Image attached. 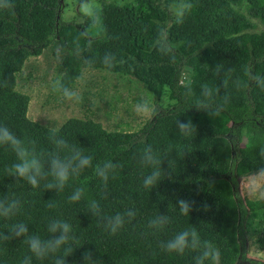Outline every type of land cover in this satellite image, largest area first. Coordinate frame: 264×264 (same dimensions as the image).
<instances>
[{
  "label": "trees",
  "instance_id": "16d2710c",
  "mask_svg": "<svg viewBox=\"0 0 264 264\" xmlns=\"http://www.w3.org/2000/svg\"><path fill=\"white\" fill-rule=\"evenodd\" d=\"M143 1L152 11L103 3L102 34L91 35L62 19L64 0H0V125L37 153L53 149L49 137L55 132L93 157L92 168L56 193L46 191L44 181L33 188L8 177L5 169L16 156L0 148V198H16L22 205L17 215L0 218V233L23 222L30 234L47 239L49 222L64 220L75 237L68 264H84L83 253L89 250L103 264H195L197 253L179 255L160 246L194 226L201 241L218 251L217 264H264L249 257L247 244L264 227L258 223L264 220V200L246 204L238 183L239 178L264 173V90L251 83L252 74L264 76V0ZM56 42L59 53L79 70L106 69L134 77L157 100L168 87L177 103L156 109L136 133L109 132L94 120L71 118L51 129L29 119L31 99L17 90V73L30 57L41 56ZM106 53L115 57L112 67L103 63ZM218 68L223 71L218 73ZM186 75L189 82L184 84ZM222 80L228 81L226 89ZM205 85L210 94L204 92ZM225 94L230 97L227 105L221 103ZM214 117L231 124L228 133L211 124ZM178 119L190 120L196 131L182 135ZM147 146L166 159L162 168L171 174L169 179L162 170L153 189L143 185L152 171L141 163ZM105 160L118 165L106 188L94 175L95 165ZM78 187L84 195L72 202L69 197ZM178 198L193 203L190 215L180 212ZM91 200L99 201L105 216L131 209L135 217L112 235L89 214ZM160 214L168 216V224L150 228L149 221ZM254 247L263 252L264 241L259 239ZM29 255L23 237L0 240V264H22ZM32 264H52V259L33 257Z\"/></svg>",
  "mask_w": 264,
  "mask_h": 264
},
{
  "label": "clouds",
  "instance_id": "9594fccd",
  "mask_svg": "<svg viewBox=\"0 0 264 264\" xmlns=\"http://www.w3.org/2000/svg\"><path fill=\"white\" fill-rule=\"evenodd\" d=\"M115 57L112 53H106L103 63L112 67ZM223 69L218 68L217 72H222ZM251 83L256 87L264 90V76L251 75ZM221 84L228 86L227 80H222ZM236 87H240V82H236ZM54 90L62 93L67 100H79L78 94L65 87L60 81L54 85ZM217 94L219 93V85L217 86ZM204 92L210 94L208 86H204ZM230 97L225 94L221 103L227 105ZM201 109L200 105L195 106ZM137 111H147V102H141L136 106ZM202 110V109H201ZM176 127L182 135H191L196 131V127L189 120L187 123L176 121ZM53 144V149L47 153H37L35 148L29 145L25 140L16 136L6 125H0V148L11 150L15 153L16 161L5 169L8 177L13 180H24L31 187H41V181H44L43 187L46 191L62 192L69 181L78 178L86 168H92L93 157L85 155L82 148H77L69 144L64 138L58 137L53 132L49 137ZM264 155V150H261ZM166 160V159H165ZM165 160L153 152L151 146L145 147L141 156V163L147 167H151L152 171L143 178L145 188L153 189L161 181L162 170L170 179V173L162 168ZM168 165L171 167V162L168 160ZM118 165L112 160H105L102 163L95 165L94 175L98 177L104 187H107L110 175L115 173ZM264 172V170H261ZM84 195V188L78 187L73 190V194L69 197L72 202H79ZM179 210L184 215H190L193 210V203L177 199L176 201ZM49 207H54L49 204ZM21 201L16 198L10 199L8 196L0 198V218H10L17 215L21 210ZM89 214L97 217L102 223L106 231L115 235L124 228L126 222L130 223L135 217V212L131 209H125L124 212H117L113 216H105L98 200H91L88 203ZM169 222L167 215L160 214L156 218L149 221V227L153 229H163ZM47 231L50 234L47 239H41L39 235L29 233V225L20 222L13 224L7 233H0V240L8 241L19 238H24V243L27 244L28 250L31 253L25 256L22 264H32V258L37 260L52 259V264H68L67 257L73 254L74 250L70 241L75 240L72 235L71 225L64 220L53 219L47 226ZM161 248L169 253L183 255L185 252L197 253L194 257L195 264H217L218 251L213 245L207 241H201L196 228L193 226L178 232L170 240L161 243ZM84 264H103L102 259L95 257L92 251L83 253Z\"/></svg>",
  "mask_w": 264,
  "mask_h": 264
},
{
  "label": "rangeland",
  "instance_id": "374dc122",
  "mask_svg": "<svg viewBox=\"0 0 264 264\" xmlns=\"http://www.w3.org/2000/svg\"><path fill=\"white\" fill-rule=\"evenodd\" d=\"M125 3L137 10L152 11L143 0H64L62 19L76 22L91 35L102 34L101 10L103 3ZM176 9V7H174ZM56 42L41 56L30 57L17 73V90L30 96L29 119L51 129H58L71 118L101 122L109 132H139L152 119L158 108H168L177 103L168 87H164L159 100L148 87L134 77L113 73L106 69L79 70L74 61L59 53ZM60 81L75 91L79 100H67L54 90ZM184 84L189 76L183 78ZM147 102V111H137L136 106ZM211 124L222 133H228L231 124L214 117ZM246 201L264 200V173L246 178L240 185ZM257 222L258 219H255ZM264 226V220L258 222ZM254 241H248L249 257L264 260V251H258L259 239L264 241V227L258 229ZM256 244V245H255Z\"/></svg>",
  "mask_w": 264,
  "mask_h": 264
},
{
  "label": "water",
  "instance_id": "95a60500",
  "mask_svg": "<svg viewBox=\"0 0 264 264\" xmlns=\"http://www.w3.org/2000/svg\"><path fill=\"white\" fill-rule=\"evenodd\" d=\"M245 179H246L245 177H242V178H239V179H238V183H239V191H240V192H241L240 185L242 184V182H243Z\"/></svg>",
  "mask_w": 264,
  "mask_h": 264
}]
</instances>
